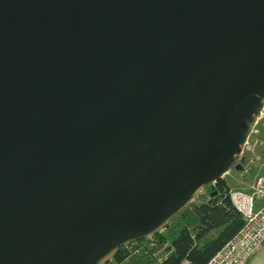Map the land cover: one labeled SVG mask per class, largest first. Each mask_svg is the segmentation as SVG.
Returning a JSON list of instances; mask_svg holds the SVG:
<instances>
[{
    "label": "bare ground",
    "instance_id": "obj_1",
    "mask_svg": "<svg viewBox=\"0 0 264 264\" xmlns=\"http://www.w3.org/2000/svg\"><path fill=\"white\" fill-rule=\"evenodd\" d=\"M148 1L152 5L145 13L140 10L143 7L129 10L123 6L124 10L116 18L121 24L130 26L139 18L140 23L146 26L140 36L152 42L149 45H143L142 42L121 44L123 62L120 67L113 63L117 57L115 41L122 38V32L119 26L110 24L106 36L102 35L101 25L105 19H109L106 13L94 22H85L76 33L71 32L66 37L71 48L76 44H85L93 46L99 53L103 52L97 59L102 63L96 64L95 71L89 69L90 77H79L81 85L74 84L70 75L58 70L64 79L66 92L75 91L90 108L78 101L74 102L64 125L55 128L56 139L50 144H43L32 156L20 160L8 159L5 144L14 138L27 136L31 130L11 123L17 128L13 129L0 113V168L23 175L39 170L48 162L93 118L109 91L134 82V64L129 53L135 54L139 61V75L146 77L165 68L186 44L217 22L237 24L264 14V6L256 10L255 3L254 7L249 8L247 2L236 12L238 4L243 0H211V5L205 11L203 4L206 0H193L184 11L182 3L185 0ZM164 14L167 18L165 20ZM195 15L198 16L191 18ZM23 18L20 16L19 20ZM1 19L0 23L4 22V25L0 26V35L10 38L12 51H24L36 46L33 38L21 43L11 34L14 31L20 35L26 33L19 20L8 12ZM211 19L213 21L209 23ZM52 41L51 37H43L40 39V47ZM58 52L61 57H70L59 46ZM105 52L108 58H105ZM206 81L215 83V86H209ZM219 91L231 94L230 100L238 103L228 128L220 137L216 127L207 121L203 105L204 99H212ZM153 94L160 96L158 102L151 101L149 94H146L140 98L136 107L140 110L145 108L150 116L158 113L156 108H161L163 112L171 111V122L162 114L156 115L161 124L170 123L165 130L167 147L162 149V154L167 153L171 147L201 149L202 146L218 145L221 148L218 155L211 162L199 161L178 170L174 186L162 196L158 212L150 200L151 193L138 199L131 207L121 203L111 208L101 206L97 196L82 193L69 185H51L40 193L41 201L33 202L32 211L26 213L18 209L16 215L9 218L20 221L23 239L10 243L12 236L4 238L0 245V264H64L67 259L65 250L72 247L65 235L73 229L78 232L77 240L85 238L87 242L82 248H88L87 255L79 264H102L119 245L140 237H149L162 228L201 190L203 183L222 176L244 143L249 124L258 111L260 99L264 97V27L255 35L219 47L209 55L206 67L198 65L183 69L176 79L163 83ZM130 113L131 106L128 105L109 120V125L118 126L114 134L105 132L99 137L98 155L93 157L82 150L75 157L77 164L84 166L102 182L121 188L135 187L144 173L143 150L147 144L144 143L142 127L146 122L141 117H132ZM154 130L150 126L148 133L152 134ZM17 188L18 185L0 186V202L12 197ZM40 225H44L46 234L41 232ZM11 227L12 221L6 223L3 230L8 231ZM56 254H60L59 259Z\"/></svg>",
    "mask_w": 264,
    "mask_h": 264
},
{
    "label": "water",
    "instance_id": "obj_2",
    "mask_svg": "<svg viewBox=\"0 0 264 264\" xmlns=\"http://www.w3.org/2000/svg\"><path fill=\"white\" fill-rule=\"evenodd\" d=\"M142 9L143 11L141 12L143 13L147 11L145 7ZM6 12L15 17L13 12L7 7L6 2L0 0V22ZM20 16L18 15L15 18L19 20ZM107 16L110 19L111 16L108 14ZM23 19L19 20V22L26 33L23 32L20 35L17 31H14L11 34L21 43H25L30 38H33L36 46L24 51L19 49L12 51L10 38L0 35V113L5 116L13 129L17 128L11 123L18 124L20 127H27L31 130V133L23 138L19 137L7 141L5 149L8 151L7 155L10 160H20L27 156L30 157L43 144L47 145L54 141L56 139L55 128H60L64 125L68 118V112L74 102L78 101L85 107L90 108L84 98L79 96L75 91L66 92L64 79L58 73V70L63 71L66 75H70L74 84L81 85L80 78H89L90 70L95 71L96 64L102 63V61H98L97 59L99 54L103 53H99L93 46L85 44H76L71 48V46H68L70 45L68 44L69 42L66 41V37L70 33L63 37L62 46L60 43L61 39H59L60 36L56 39V36L52 37L42 30L35 36L29 29V24H25V17ZM109 19H105V22L102 23L101 31L103 32L102 35L106 36L107 31H105V27L108 26L109 28L110 24L119 26L122 32V38L115 41L117 43V45L115 44L117 51L115 55L117 57L114 58L113 64L120 67L123 62L121 58L123 53L120 51L121 44L134 43L125 42V37L135 29L136 32L134 31L133 37L138 39V42H146L140 36V33L146 30V26L140 23L139 18L131 26L130 24H121L119 19L112 17L111 20ZM2 25H4V22L0 23L1 27ZM141 25H144L145 29L137 30V26ZM263 27L264 14L237 24L219 21L211 29L204 31L186 44L173 56L165 68L157 73H151L146 77L139 75V61L135 57V54L129 53L134 64V82L128 86L109 91L108 96L98 106L93 118L61 150L52 156L48 162L39 170L23 175L12 174L0 168V186L18 185L17 191L13 195L11 194L12 197L8 198L7 201L0 202V205L5 203L7 205L4 208L5 210L12 204L11 202L15 198L29 197L32 194L36 197L38 193L40 196L43 189L54 184L69 185L77 191L92 195L99 192L103 195L105 194V198H108L109 195L114 196L118 194L120 191L106 186L109 184L102 182L84 166L77 164L75 162L77 154L84 150L87 144L98 137V135L106 131V127L109 126V120L118 112L123 111L125 107L128 105L131 108L136 107L141 97L146 94H153L154 90L163 83L176 79L177 75L183 69L195 66L192 65V62L198 58H200V63L196 66L201 65L202 67H206L208 57L213 51L230 42L237 41L242 37L255 35ZM76 32L73 31L72 33ZM43 37H51L53 41L50 44L48 43L40 47V39ZM105 40L108 39L105 38ZM58 46L62 51L70 54V57H61L58 54ZM88 52H92L93 56L88 57ZM106 56L107 58L109 57L105 52V58ZM120 60L121 63L118 64ZM207 84L209 86H215V83L207 82ZM219 94L226 96L228 93L220 92ZM217 95L218 92L215 96ZM163 117L167 118L165 115ZM169 118L171 122L173 118L170 115ZM43 122L45 124H42ZM50 133L52 136H50ZM192 150L199 151L200 149ZM220 151L221 148L217 145L216 150H213L210 159L206 162H211ZM63 177L66 178L63 180ZM97 196L102 200L103 197L100 195ZM103 202V200L100 202L101 206H103ZM110 202L109 200L106 201L105 206L110 207ZM76 244L74 241L73 245ZM77 249L78 246L76 245L75 249L72 246L65 250L67 259L64 264L69 263V255H73Z\"/></svg>",
    "mask_w": 264,
    "mask_h": 264
},
{
    "label": "rangeland",
    "instance_id": "obj_3",
    "mask_svg": "<svg viewBox=\"0 0 264 264\" xmlns=\"http://www.w3.org/2000/svg\"><path fill=\"white\" fill-rule=\"evenodd\" d=\"M7 4L9 10L13 12V15L17 17L18 15L25 17V24L29 26V29L32 33L37 36L39 31L42 30L46 34L51 35L57 39H61V46L63 44V37H65L68 33L78 31V29L85 24V22H94L101 14H108L112 18H117L118 15L124 10V7L129 10L132 8H140L141 6L144 8H148L152 5L148 0H4ZM177 1V0H176ZM248 1H251L248 2ZM193 2V0H185L182 3V10L184 11L187 7ZM211 0H206L203 4L204 11L208 9L211 5ZM247 2L249 8L254 7V9H259L263 5L264 0H247L241 1L238 4L236 12L240 11L243 8L244 3ZM166 5V4H163ZM124 6V7H123ZM143 11V9L141 10ZM146 11V10H144ZM203 11V12H204ZM235 12V13H236ZM178 13V11H177ZM166 14L163 15V20ZM198 15L192 16L197 17ZM184 17V16H183ZM213 19L209 21L212 23ZM90 25V24H89ZM124 26V25H123ZM107 27H105V31H107ZM145 29L144 25L137 26V30ZM134 30L129 33L127 37H125V42H138L139 40L133 37ZM146 42H143V45H149L147 39ZM88 57H92L93 53L88 52ZM120 59V58H119ZM200 58L196 59L192 62V65H197L200 63ZM83 62V61H82ZM121 63V60L118 64ZM117 64V65H118ZM256 78L253 80L255 81ZM223 92V91H221ZM220 93V91L218 92ZM228 95V96H227ZM214 96L212 99L206 98L203 101V105L205 107L207 121L214 125L217 129L218 136L220 137L223 133H225L226 129L229 126V122L232 116V112L236 107V102H232L230 100V95L227 94ZM228 97V98H226ZM149 98L151 101L155 103L160 99L159 95L149 94ZM243 98V97H242ZM228 99V100H227ZM156 105V104H155ZM139 109V107L131 108V116L132 117H141L142 121H145L146 124L142 127L143 130V138H145L144 143L145 152L143 164H144V173L141 174V179L139 183L135 185V187H115L111 185L110 188L115 189L116 191H120L118 194L114 196L109 195L108 198H105V194L96 193L94 195H100L102 198L103 206H105L106 201L110 202V207L113 208L116 205L124 204L126 206L131 207L138 199H142L147 196V194L151 193L150 200L156 206L157 211L160 207V202L162 196L165 192L170 191L174 186V177L175 173L178 170L190 167L195 162H206L210 159V156L213 150H216L217 145L206 146L201 148L199 151L192 150L189 148L179 149V148H169L167 153L162 154V149L167 147L165 130L168 128L170 123L161 124L158 120V114L165 115L170 121L169 115L171 111L167 110L163 112L161 108H156L157 112L154 116H150L147 114V111ZM153 112V111H152ZM141 115V116H140ZM118 124H112L106 127L105 132L115 133ZM153 126L155 128L154 133H148L149 127ZM98 135L94 140H92L87 146L84 148V153H90L91 156L98 155L100 149L98 143L100 142L99 137L102 135ZM50 136L51 133H50ZM152 145V148H150ZM259 157L258 159H256ZM264 173V97L260 99L259 108L257 113L253 116L251 123L249 124L248 130L245 134L244 143L240 145L239 151L234 155L233 161L225 171L222 176L231 184L233 189H242L247 191L245 188H249L250 183L253 184L254 179L257 175H261ZM65 178H63L64 180ZM124 190H126L124 192ZM39 194V193H38ZM29 197H23L19 199H14L9 205L7 209L4 208L7 206L5 203L0 205V245L2 244L5 237L12 236L9 240L10 243L12 241L17 242L19 239H23V233L20 228V221L9 219L12 215H16V211L21 209V211L29 212L32 211V204L35 200L41 201L39 195ZM98 197V196H97ZM111 197V198H110ZM195 196L191 197V200L194 199ZM106 199V201H105ZM100 200V202H102ZM114 200V201H113ZM43 201V200H42ZM264 202V198H259L257 200V204H261ZM12 221V227L8 231L3 230V226L6 223H10ZM41 232L46 234V228L44 225H40ZM77 231L72 230L68 232L67 242L70 246H78V249L74 252L73 255H69V263L68 264H79L87 255L88 248L82 249L83 245H86L87 242L82 240H77ZM76 236V237H75ZM77 243L73 245V243ZM56 258H60V254H56Z\"/></svg>",
    "mask_w": 264,
    "mask_h": 264
},
{
    "label": "trees",
    "instance_id": "obj_4",
    "mask_svg": "<svg viewBox=\"0 0 264 264\" xmlns=\"http://www.w3.org/2000/svg\"><path fill=\"white\" fill-rule=\"evenodd\" d=\"M230 191L223 176L203 183L162 228L119 245L102 264H180L183 259L204 264L243 224Z\"/></svg>",
    "mask_w": 264,
    "mask_h": 264
},
{
    "label": "built area",
    "instance_id": "obj_5",
    "mask_svg": "<svg viewBox=\"0 0 264 264\" xmlns=\"http://www.w3.org/2000/svg\"><path fill=\"white\" fill-rule=\"evenodd\" d=\"M229 196L243 224L204 264H246L264 243V202L257 204L259 198H264V173L256 176L251 191L233 189ZM180 264L196 263L183 259Z\"/></svg>",
    "mask_w": 264,
    "mask_h": 264
},
{
    "label": "crops",
    "instance_id": "obj_6",
    "mask_svg": "<svg viewBox=\"0 0 264 264\" xmlns=\"http://www.w3.org/2000/svg\"><path fill=\"white\" fill-rule=\"evenodd\" d=\"M54 118H55V116H54ZM228 184H229L231 190H233L231 184L229 182H228ZM248 187L249 188H245V189L247 191H251L252 190V183H250V186H248ZM246 264H264V243L261 245V247L255 252V254L251 257V259Z\"/></svg>",
    "mask_w": 264,
    "mask_h": 264
}]
</instances>
